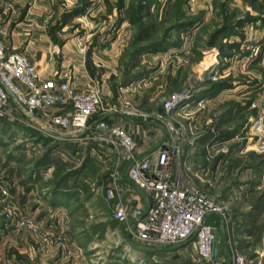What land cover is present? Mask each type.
<instances>
[{
  "label": "rangeland",
  "instance_id": "rangeland-1",
  "mask_svg": "<svg viewBox=\"0 0 264 264\" xmlns=\"http://www.w3.org/2000/svg\"><path fill=\"white\" fill-rule=\"evenodd\" d=\"M0 42L33 63L46 55L43 65L59 73L64 64L63 79L74 65L85 70L104 118L172 132L186 179L224 207L208 222H222L225 258L238 252L256 264L264 244V188L256 186L264 174V0H0ZM174 94L181 99L165 112ZM69 111L65 104L47 115ZM47 119L0 117V264H213L214 251L200 260L192 240L149 247L133 239L127 223L111 218L130 191L129 161L104 143L49 136L63 134Z\"/></svg>",
  "mask_w": 264,
  "mask_h": 264
},
{
  "label": "built area",
  "instance_id": "built-area-1",
  "mask_svg": "<svg viewBox=\"0 0 264 264\" xmlns=\"http://www.w3.org/2000/svg\"><path fill=\"white\" fill-rule=\"evenodd\" d=\"M180 99L174 94L166 100L165 112L175 108ZM65 104H70L69 112L47 115L51 109ZM106 112L97 87L76 91L70 79L41 77L25 54L7 51L0 42V117L20 113L36 123L37 115H46L49 128L63 134L60 139H90L120 151L130 163L128 181L144 191L148 205L144 209L117 204L112 220L127 223L132 238L149 247L174 246L192 240L197 258L210 261L215 233L205 219L210 214L224 217V207L186 179L181 166L182 154L173 133H167L156 150L136 158V141L119 126L107 122L102 116ZM260 121L259 117L254 123ZM256 130H261L259 125ZM47 132L54 137V131ZM86 132L91 136L86 137ZM230 264H252V260L234 252Z\"/></svg>",
  "mask_w": 264,
  "mask_h": 264
},
{
  "label": "crops",
  "instance_id": "crops-1",
  "mask_svg": "<svg viewBox=\"0 0 264 264\" xmlns=\"http://www.w3.org/2000/svg\"><path fill=\"white\" fill-rule=\"evenodd\" d=\"M5 50L7 49L5 48ZM45 56L46 55L43 54L41 58H37L36 60H34V63H33L36 66L37 71L41 77H48L50 73L52 72L58 73L56 75H59V76L65 74L66 70L63 69V67H65L64 64H62L61 66L60 73L58 72L59 68L54 67L52 64L43 65L42 62L44 59H46ZM67 70L69 71V73H71L68 76L71 78L70 80L72 82V86L74 90L83 91L91 87L88 73L85 70H82L80 67H76L75 65L72 66L71 69L68 68ZM50 111L53 112V109H51ZM53 114H56V113H53ZM105 120L111 124H115L119 126L120 128L124 129L133 137V139L136 141V144H137V152L135 155L136 158L145 157L152 151L156 150L160 146V144H162V142L165 140V137H166L165 133H163L162 131L147 125L148 123H146L143 120H137L133 117L117 116V115L115 116L114 114H108V116L105 117ZM41 121L44 122L43 120ZM41 121L39 120V123ZM86 135H89V132H86L85 136ZM68 141H71V140H68ZM127 185L131 192L129 191V193H125L123 204H125L127 207L141 206L142 208L145 209L148 205V198L146 194L144 193V191L135 187L132 183L128 181V179H127ZM256 186L264 188V177H262V179L256 183ZM34 196H35L34 194H30L29 200L27 201H30L32 199V201L37 202L38 198H35ZM43 200L46 203L47 202L50 203L51 201L49 196H45ZM62 206L63 205H59L56 207L60 208ZM210 215L206 217L205 222L211 226L216 225L218 227L220 237H222V234H221L223 233L222 222L220 220L219 221L217 220L218 217H216V220H212V222H208V218ZM120 239L122 240V242L126 243L129 248H132L133 245L129 243L128 241H126V239L123 238V236H120ZM263 240H264V237H263ZM261 246L262 247H259L257 249L258 254H260L261 256L259 255L257 256L256 264H264V244ZM134 249H136V251L141 254L146 253V255L148 256H150V253H152L151 250H156L154 248H148L149 249L148 250V249L139 248V247H136V248L134 247ZM213 251L215 254V258H213L214 259L213 264H230V259L225 258V252H224L225 251V239L223 237L220 239L219 245H217L216 242H214Z\"/></svg>",
  "mask_w": 264,
  "mask_h": 264
},
{
  "label": "trees",
  "instance_id": "trees-1",
  "mask_svg": "<svg viewBox=\"0 0 264 264\" xmlns=\"http://www.w3.org/2000/svg\"><path fill=\"white\" fill-rule=\"evenodd\" d=\"M64 141V140H63ZM66 141H68V140H66ZM65 142V141H64ZM47 157H44L42 160H41V164H44V162L47 160L46 159ZM49 159V158H48ZM49 161V160H48ZM64 206V205H63Z\"/></svg>",
  "mask_w": 264,
  "mask_h": 264
},
{
  "label": "water",
  "instance_id": "water-1",
  "mask_svg": "<svg viewBox=\"0 0 264 264\" xmlns=\"http://www.w3.org/2000/svg\"><path fill=\"white\" fill-rule=\"evenodd\" d=\"M54 137L56 138H62V136L58 135V134H52Z\"/></svg>",
  "mask_w": 264,
  "mask_h": 264
}]
</instances>
